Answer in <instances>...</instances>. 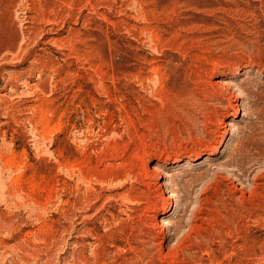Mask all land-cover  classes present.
<instances>
[{
  "label": "rangeland",
  "instance_id": "rangeland-1",
  "mask_svg": "<svg viewBox=\"0 0 264 264\" xmlns=\"http://www.w3.org/2000/svg\"><path fill=\"white\" fill-rule=\"evenodd\" d=\"M0 264H264V0H0Z\"/></svg>",
  "mask_w": 264,
  "mask_h": 264
}]
</instances>
